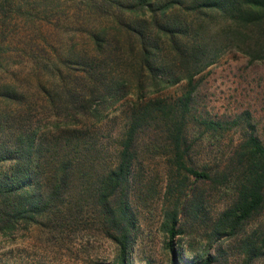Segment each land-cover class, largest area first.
I'll list each match as a JSON object with an SVG mask.
<instances>
[{"label": "trees", "instance_id": "16d2710c", "mask_svg": "<svg viewBox=\"0 0 264 264\" xmlns=\"http://www.w3.org/2000/svg\"><path fill=\"white\" fill-rule=\"evenodd\" d=\"M234 40L264 58V0H0V233L62 212L74 178L87 177L79 171L83 138L119 103L131 104V119L116 163L98 176L92 194L117 253L99 264H132L135 142L152 119L169 123L177 169L214 185L233 177L235 198L213 232L240 233L264 210V143L254 126L224 165L185 161L193 78ZM183 80L190 87L167 103L161 92ZM198 123L205 132L226 128L211 118ZM201 197L184 205L186 214L196 215ZM178 221V209L166 214L170 264H211L210 254L184 263L175 246ZM241 246L244 264L264 256V228Z\"/></svg>", "mask_w": 264, "mask_h": 264}, {"label": "rangeland", "instance_id": "374dc122", "mask_svg": "<svg viewBox=\"0 0 264 264\" xmlns=\"http://www.w3.org/2000/svg\"><path fill=\"white\" fill-rule=\"evenodd\" d=\"M238 43L234 40L215 63L193 78L194 91L185 118L190 144L185 161L198 168L224 165L249 125L264 143V58H253L239 50ZM189 87L183 80L160 95L172 103ZM131 113V104L119 103L89 129L83 138L79 166L87 177L74 178L57 216L27 228L20 226L8 234L0 233V264H99L114 259L117 246L104 235L92 194L98 176L116 163ZM201 118L224 121L226 128L205 132L198 123ZM169 127L166 119H152L137 133L129 192L136 219L131 263L170 264L166 214L178 209L177 228L181 232L175 236V246L184 263L210 254L211 264H244L242 241L264 228V210L237 235L218 238L213 224L235 198L233 177L214 185L177 169ZM197 194L202 196L200 209L196 215L186 214L184 205ZM250 264H264V256Z\"/></svg>", "mask_w": 264, "mask_h": 264}]
</instances>
